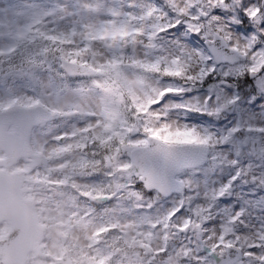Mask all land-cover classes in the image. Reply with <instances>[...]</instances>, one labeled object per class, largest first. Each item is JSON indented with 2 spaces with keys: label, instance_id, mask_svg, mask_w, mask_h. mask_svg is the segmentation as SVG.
I'll list each match as a JSON object with an SVG mask.
<instances>
[{
  "label": "snow or ice",
  "instance_id": "1",
  "mask_svg": "<svg viewBox=\"0 0 264 264\" xmlns=\"http://www.w3.org/2000/svg\"><path fill=\"white\" fill-rule=\"evenodd\" d=\"M0 264H264V0H0Z\"/></svg>",
  "mask_w": 264,
  "mask_h": 264
}]
</instances>
